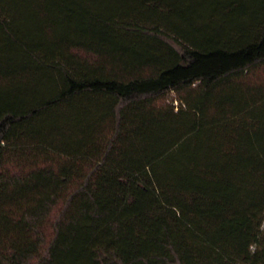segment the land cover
<instances>
[{"label":"trees","instance_id":"16d2710c","mask_svg":"<svg viewBox=\"0 0 264 264\" xmlns=\"http://www.w3.org/2000/svg\"><path fill=\"white\" fill-rule=\"evenodd\" d=\"M0 264H264V0H0Z\"/></svg>","mask_w":264,"mask_h":264},{"label":"rangeland","instance_id":"374dc122","mask_svg":"<svg viewBox=\"0 0 264 264\" xmlns=\"http://www.w3.org/2000/svg\"><path fill=\"white\" fill-rule=\"evenodd\" d=\"M220 1H223L224 2L225 0H220ZM258 75H259V77H262V75L260 73Z\"/></svg>","mask_w":264,"mask_h":264}]
</instances>
